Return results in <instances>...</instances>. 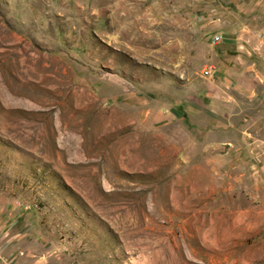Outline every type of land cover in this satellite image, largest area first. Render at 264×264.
<instances>
[{
	"label": "rangeland",
	"instance_id": "rangeland-1",
	"mask_svg": "<svg viewBox=\"0 0 264 264\" xmlns=\"http://www.w3.org/2000/svg\"><path fill=\"white\" fill-rule=\"evenodd\" d=\"M263 4L0 0V264H264V82L206 96Z\"/></svg>",
	"mask_w": 264,
	"mask_h": 264
},
{
	"label": "crops",
	"instance_id": "crops-1",
	"mask_svg": "<svg viewBox=\"0 0 264 264\" xmlns=\"http://www.w3.org/2000/svg\"><path fill=\"white\" fill-rule=\"evenodd\" d=\"M233 24L231 19L218 24L221 30L217 34H221V40L213 50L215 70L211 79L216 90L206 94L210 100L224 103L222 105L234 95L250 100L261 98L256 85L264 82V25L262 29ZM230 92L233 95H229Z\"/></svg>",
	"mask_w": 264,
	"mask_h": 264
},
{
	"label": "built area",
	"instance_id": "built-area-1",
	"mask_svg": "<svg viewBox=\"0 0 264 264\" xmlns=\"http://www.w3.org/2000/svg\"><path fill=\"white\" fill-rule=\"evenodd\" d=\"M220 40H221V36L219 34L216 33V34L212 35V42L213 43H218ZM211 71H212V67H205L203 69V73L206 75L211 74Z\"/></svg>",
	"mask_w": 264,
	"mask_h": 264
}]
</instances>
